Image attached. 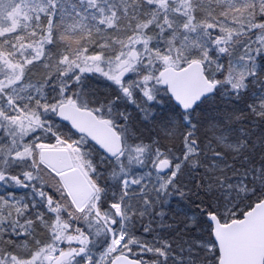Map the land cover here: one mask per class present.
<instances>
[{"label": "trees", "instance_id": "obj_1", "mask_svg": "<svg viewBox=\"0 0 264 264\" xmlns=\"http://www.w3.org/2000/svg\"><path fill=\"white\" fill-rule=\"evenodd\" d=\"M153 1L107 0L104 4L107 10L103 13L97 12V17H100L102 21L99 25L100 31L97 32L95 27L92 29L91 42L88 47H92V43L99 41L105 46L104 59L113 60L121 54L123 57L125 55L123 52L129 49L130 42L133 43L138 37L145 36L150 26L158 22L159 16L164 12L157 1L156 3ZM173 1L174 3L178 2L181 8L176 9L174 7L173 13L163 15V25L168 30L161 35L154 33L156 40L164 45L163 51L168 50L171 55L177 51L184 53L186 50L183 40L185 24L180 19L183 17L181 11L185 10L187 5L192 16L195 15L196 17L194 21L198 29L201 23H212L214 27L207 28L208 32H212L214 35L223 30L224 36L227 37L228 34L224 30L225 21H232V18L224 10L233 7L234 4L230 0ZM74 2L79 4V0H74ZM13 3L18 4V0H0V21H4L6 15L14 10L11 8V10L5 11ZM85 7H87L86 4ZM193 8H195V13ZM93 11L94 9H88L89 14ZM110 15L114 16V25L108 28L105 27V23L108 22L107 17ZM255 20L260 22V28L255 31L264 29L261 27L264 25V19L263 21L262 19L257 20L255 17ZM200 31H204V29H200ZM192 34L195 35V32ZM232 37L234 41L239 39L236 35H232ZM219 48L223 49L224 46L219 45ZM207 54L211 56L212 52ZM262 57L264 59V56ZM199 60H203V58ZM221 60L227 67L229 56L223 54ZM152 61L154 60L150 58L145 62H150L149 64L144 63L145 65L141 64L139 67H134L131 73L137 76L136 82H140L141 86L134 82L129 87L131 93L124 94V98L123 94L114 92L112 89L111 92L101 90V80L93 85L92 78H88L89 74L83 81V88L81 89L78 85L81 89L79 91L85 92L88 98L98 102L102 101L107 104L108 110L113 111V113L115 111L114 114L116 115L115 119L112 120L113 122L110 120L111 118H106V120L124 137L126 148L121 157L108 160L84 137L74 135L70 138L67 133L59 131L58 137L62 140H71L76 143V151L84 162V168L98 187L97 201H100L102 197L104 203L124 204V189L121 182L124 178L131 177L134 171L146 170L149 166L150 157L155 151L161 150L165 153H172L177 158L184 153L185 136L190 128L184 122V114L169 98L166 89L154 78L158 77V71H148ZM184 64L179 63V66ZM91 72L94 75V71ZM138 73L147 74L152 80L156 94L155 103H147L145 94H149V86L146 82L147 88L142 87L143 75H138ZM225 76L226 70L219 76V80L228 86ZM105 85L108 86L110 83L105 82ZM68 87L70 91L74 90L70 99L78 100L79 95L77 97L75 93L78 91L77 85L69 82ZM48 91L50 97L56 95L51 86ZM253 93L252 87L239 90L237 94L225 90L224 94L228 97L217 92L213 97L201 102L195 110L188 114L192 122L191 125L196 126L195 135L192 139L198 145L197 152L181 164L176 179L168 187L165 194L158 197L159 200L153 202L145 214L138 213L133 216L136 232L150 236L155 231L159 232L163 238L172 240L171 251L176 257L167 260L161 257H144L143 259L147 264L153 259H155L156 264H189V262H185V259H182L181 255L194 258L197 255L201 257L202 249L196 247L195 242L197 238L203 236L209 238L213 243L212 229L211 235L208 231L207 213L210 211V206L216 207L218 199L223 206V201L219 198L222 185L234 177L244 184L246 183V191H248L253 187V177L264 173V105H260L258 101L255 104L250 103L254 100ZM115 97L125 99V104L119 108L117 102H113L116 107L110 108L109 104ZM47 117L55 119V112H49ZM62 128L70 132L66 125L62 124ZM240 130L245 133V140L242 139L243 144L240 150H231L219 145L217 136L220 137L227 132L234 138V133ZM241 137L243 136L241 135ZM55 143L56 140L51 141L49 147ZM31 159L29 157V160ZM36 159L41 168V175L49 182V186L45 189V195L52 191L59 199L67 197L68 200H71L59 176L45 166L39 157ZM5 167L4 162L3 168ZM1 184L9 192L15 191L17 186L22 190H28L35 196L37 202L43 204L39 195V185L34 188L27 181H25L26 186L18 185L11 179H8L7 182L1 181ZM209 187L213 189L212 192H209ZM57 188L60 191H55ZM244 196L245 193L239 194L230 205L231 207L229 206L230 208L226 206V203H224L223 208H216L217 212L223 213L222 218L219 216L222 222L242 217L239 213H245L249 209L248 204L254 205L256 203L255 197L248 200L244 199ZM237 205L239 206L237 207ZM114 211L117 217V209ZM192 217L196 218L195 226H191L193 224ZM150 226L154 228L152 229ZM183 232L187 233V238L182 237V244L177 243V237H181ZM5 246L6 242H3L0 245V250ZM215 250L217 252L216 248ZM217 257L218 254L215 257L212 256L209 259V264H217ZM197 260L201 261L200 259Z\"/></svg>", "mask_w": 264, "mask_h": 264}, {"label": "snow or ice", "instance_id": "obj_2", "mask_svg": "<svg viewBox=\"0 0 264 264\" xmlns=\"http://www.w3.org/2000/svg\"><path fill=\"white\" fill-rule=\"evenodd\" d=\"M106 2L79 0L77 4L74 0H18L20 10L25 14L23 22L15 28L7 20L0 25V160L6 164L5 168L0 169V181L11 179L24 186L27 181L34 188L39 185V195L43 201L32 216H28L21 207L12 206L18 214L23 215L25 224L20 225L22 234L15 240L9 238L6 246L0 250V264H114L115 256L120 251L114 246L126 241V237L122 238L117 231L121 220L114 210L118 205L104 203L102 197L93 204L68 200L67 197L59 199L52 191L45 195L49 182L41 175L36 159L44 160L42 150L58 138L59 129L52 128L47 115L60 108L66 100L73 102L65 96L69 82L82 89L87 73L92 71L96 62L104 59V45L99 41L92 43V47H88V44L92 29L95 27L97 32L100 31L102 21L97 17V12L107 10L104 7ZM14 7H17V3L11 4L5 11ZM89 8L94 9L91 14ZM195 18V15L185 17L188 21L183 33L185 64H197L207 55L204 49L208 44L222 39L226 41L223 30L215 35L208 32L207 28L214 27L212 23H201L198 29L193 23ZM90 59L93 61L91 64ZM163 60L168 62V55H164ZM172 67V64L168 65L169 70ZM131 68V64L121 68L119 63H113L112 79L121 84L122 77ZM96 71L101 69L96 68ZM117 72L120 74L116 75ZM138 75H143L150 89L153 87L147 74ZM154 78L159 81V77ZM50 86L55 96H49ZM145 95L149 103L156 100L154 92ZM185 108L191 112L187 105ZM60 114L63 115V112ZM29 157L32 159L29 160ZM252 183L253 187L245 192L244 199L252 200L255 197L258 203L264 199V173L254 176ZM212 191L209 187V192ZM220 196L225 201L233 199L230 193L225 196L221 192ZM0 201L2 213L8 207V201L3 197H0ZM221 206L218 199L216 207L210 206L207 213L209 235L211 217H223V213L216 210ZM252 206L251 203L247 205L248 208ZM24 208L29 206L24 205ZM11 210L10 207L9 214ZM243 214L239 213L240 216ZM3 219V215H0V221ZM191 219V226H195L196 218ZM211 254L213 257L218 254L214 238ZM189 264L194 262L190 259Z\"/></svg>", "mask_w": 264, "mask_h": 264}, {"label": "rangeland", "instance_id": "obj_3", "mask_svg": "<svg viewBox=\"0 0 264 264\" xmlns=\"http://www.w3.org/2000/svg\"><path fill=\"white\" fill-rule=\"evenodd\" d=\"M156 1L157 4L163 8L162 11H164L159 16L158 22L150 26L145 36L138 37L134 42L132 41L133 43L130 42L129 49H126L123 52L125 53L123 57V54H121L113 60H108L107 58V60L103 59L99 62H96L92 68L94 75L92 72L87 73L89 74L88 78H92L91 80H93V85L99 82L98 80H101V90L109 92L112 89L114 92L123 94L124 98V94L131 93L129 87L138 79L137 76L131 74L127 79L123 80L122 83L118 85L112 79L113 74L111 72V67L113 63H119L120 65L127 63L128 65L131 64L134 65V67H139V65L144 64L147 59L151 58V60L154 61H152L151 66H149V72H154L155 70L159 72L162 68L168 66L169 64L178 66L179 63H183L186 50L184 53H179L177 51L176 53L170 55L168 50L163 51L162 48L164 45L158 42L156 40V36H154L155 32L161 35L163 32L168 30L163 25V15H170V13L174 12L172 11L174 10V7L179 9L181 6H179L178 2L174 3L173 0H154L153 3H156ZM230 2L234 4L233 7L228 6L229 8L224 10V12L230 15L232 18V21H225L224 30L228 34L226 41L222 39L215 44H208L205 48V52H212V55H205L201 61L206 66V74L208 78L212 81L217 80L219 82V88L217 90L218 92L220 91L223 93L224 90L229 89V91L234 94L241 89L245 90L246 88L252 87L254 91L252 97L255 98V102L259 101L260 105H264V59H262V56H264V29L255 31L257 28H260V22L256 21L255 17L257 20L262 19L263 21L264 19V0H230ZM181 14L183 17L180 19V21L186 24L188 21L185 19V17L192 16L188 5L186 6L185 10L181 11ZM24 15L25 14L20 10L19 4H17V7H14V10L6 15L4 21H11L12 27L15 28L23 22ZM98 18L100 19V17ZM113 18L114 16L112 15L107 17L108 22L106 21L105 27L109 28L114 25ZM4 21H0V24L2 25ZM193 23L196 24L194 20ZM253 31L255 32L250 35ZM232 35L238 36L239 39L236 41L232 40ZM219 45L224 46L223 50L219 48ZM223 54L229 56V71L228 66L226 67L224 61L221 60ZM164 55H168V62L163 60ZM89 63L91 64L93 61L90 59ZM149 63L150 62H147L145 64ZM96 68H100L101 71H96ZM225 70V77L227 79L228 86H226V83L219 80V76L222 75ZM105 73L108 75H105ZM105 82L110 83V85L106 86ZM142 83V87L147 86L146 81H142ZM137 84L141 86L140 82ZM76 89H78V91H75L76 96L78 97L79 95V99H76L78 105L81 107L94 108L95 111H98L105 119L111 118V121L115 119V111L113 113V111L108 110L107 104L102 103V101L98 102L94 99L88 98L85 92L79 91L81 89L78 85ZM124 89H127V91H124ZM153 92L155 93L154 87L151 89L149 88V94H152ZM73 93L74 90L70 91L68 87V91L65 93V96L70 99ZM113 102L124 105L125 99L115 97L109 104L110 108L116 107V105H113ZM96 103L101 104L97 106ZM151 103H155V100ZM47 119L51 121L53 129H59L60 132L67 133L70 138L73 137V133L62 128V125L56 120V118L53 119L52 117H47ZM185 124L189 125L192 124V122L189 118H187L185 120ZM218 141L226 148H242V144H238L236 140H231V137L229 134H227V132L218 137ZM69 144H71V147H69V145H67L66 142L60 137H58L56 139V143L52 147L73 149L75 151L74 160L76 163H78V166H81L84 169V162L76 151V143L69 140ZM184 149L186 154L181 159L183 161L197 152V149H195V147L192 145L190 139L185 140ZM163 156H168L169 159L177 158L175 154L172 153L166 154L160 150L155 151V153L150 157L147 170L134 171L131 177H126L121 182L124 189L123 200L125 203L118 205L116 208L121 215V225H118L117 231L120 233L122 238L126 237V241L120 245L114 246L120 249L116 255L122 253L140 257V255L145 253H156L161 255L163 258L174 257L172 252L170 254V246L165 240H163V238L161 239L158 235L152 239L145 237L134 230L133 224V216L138 213L145 214L148 209L151 208L152 203L155 202L158 197L165 194L168 187L178 175L181 163H177L173 172L169 175L162 176L158 174L157 166ZM3 165L4 161L0 160V169H3ZM222 187H225L224 190H228L227 195L230 193L233 197V199L228 201L229 203L226 202V206L228 207L232 205L239 194H244L247 190L245 184L242 181L239 182V180L235 179L234 177L230 178L228 182H225ZM0 197L6 198L8 201V207H6L3 212L0 213V215H3L4 217V219L0 221V242L2 244L3 242H7L9 238L15 240L17 236L21 235L23 232V230L20 229V225L25 224V219L23 215L18 214L15 211V208L12 206L16 205L21 207L28 216H31L30 214H34L36 211H38L42 204L36 201V198L32 193H29L28 190L26 191L20 189L19 186H17L15 191L9 192L3 187L1 181ZM96 198L97 197L92 198L89 203H96ZM18 201L21 203L17 204ZM0 203H2V201H0ZM33 204L37 205V207H31ZM24 205H28L29 208L25 209ZM10 207L12 210L9 214ZM25 227H27V225H25ZM201 245L205 246V248L209 251H211L213 248V245L210 244L201 243ZM21 251H23V249ZM192 261L195 262L194 259H192Z\"/></svg>", "mask_w": 264, "mask_h": 264}, {"label": "water", "instance_id": "obj_4", "mask_svg": "<svg viewBox=\"0 0 264 264\" xmlns=\"http://www.w3.org/2000/svg\"><path fill=\"white\" fill-rule=\"evenodd\" d=\"M129 74L130 70L122 80ZM158 76L175 104L186 113L185 105L192 111L203 99L214 94L218 87V81L206 77L201 62L190 63L181 69L172 67L169 70L165 67ZM193 104L195 107H192ZM56 118L75 134L87 138L109 160L122 155L125 149L123 136L92 110L67 101L56 110ZM42 151L45 159L41 162L59 175L72 200L89 201L94 196V186L82 168L74 162L68 149L45 148ZM170 168L171 163L166 160L160 164L158 171L164 175ZM211 220L213 238L220 255L219 264H264V199L241 219L222 224L213 215ZM114 264L142 263L134 256L120 254L115 257Z\"/></svg>", "mask_w": 264, "mask_h": 264}, {"label": "bare ground", "instance_id": "obj_5", "mask_svg": "<svg viewBox=\"0 0 264 264\" xmlns=\"http://www.w3.org/2000/svg\"><path fill=\"white\" fill-rule=\"evenodd\" d=\"M215 35V34H214ZM213 44H215V43H213ZM217 45V44H216ZM199 62H201L202 64H203V66H204V69H205V75H206V77L208 78V76H207V74H206V66H205V64L201 61V60H199ZM191 62H189V63H187V64H184L183 66H173L174 68H176V69H181V68H183V67H185V66H187L188 64H190ZM121 66V68H124V67H127L128 66V64L127 63H125V64H121L120 65ZM166 67H168V66H166ZM165 68V67H164ZM164 68H162V69H164ZM134 69V65H132V68L130 69V73L132 72V70ZM161 69V70H162ZM160 70V71H161ZM159 71V72H160ZM159 72H158V75H159ZM117 74H119V72H117ZM159 77V76H158ZM209 79V78H208ZM210 80V79H209ZM212 81V80H211ZM159 82H160V79H159ZM160 84H161V82H160ZM165 89H166V92H167V95L169 96V98H171V96L169 95V93H168V90H167V88L166 87H164ZM247 89V88H246ZM245 89V90H246ZM226 90H229V89H226ZM242 90V89H241ZM111 92V91H110ZM220 92V91H219ZM224 92H225V90L223 91V93H221V94H224ZM217 92H215L214 94H212L210 97H213L215 94H216ZM232 93V92H231ZM233 94V93H232ZM234 94H237V92L236 93H234ZM223 96H227L228 97V95H226V94H224ZM210 97H208V98H210ZM208 98H205V99H208ZM205 99H203L202 100V102L205 100ZM254 100L253 101H251L250 103H253V104H255L254 102H255V98H253ZM171 100L173 101V99L171 98ZM259 102V101H258ZM173 103L175 104V102L173 101ZM200 104V103H199ZM198 104V105H199ZM259 104H260V102H259ZM176 105V104H175ZM197 105V106H198ZM121 106H123V105H120L119 103H118V107L120 108ZM196 106V107H197ZM196 107L193 109V110H195L196 109ZM179 108V107H178ZM180 110H181V108H179ZM192 110V111H193ZM191 111V112H192ZM181 112L184 114V122H185V120L187 119V118H189L188 117V114H189V112H183L182 110H181ZM190 129L187 131V134H186V136H185V140L186 139H190V141H191V143H192V145L195 147V149H198V145H197V143L195 142V141H193V139H192V137L195 135V131H196V126H193V125H191V124H189V125H187ZM228 134V133H227ZM243 136V137H241V135ZM231 137V136H230ZM245 138V133H244V131L243 130H240V131H236L235 133H234V138H232L231 137V140H236L237 142H238V144H243V140L242 139H244ZM245 140V139H244ZM217 141H218V136H217ZM219 142V141H218ZM89 143H91V142H89ZM91 144H93V143H91ZM94 145V144H93ZM219 145L221 146V147H223V145L219 142ZM95 146V145H94ZM242 146V145H241ZM225 147V146H224ZM223 147V148H224ZM241 149V148H240ZM240 149H234V148H231V150H240ZM158 151V150H157ZM161 151V150H160ZM69 152H70V154H71V156H72V158H73V160H74V154H75V151L74 150H69ZM185 149H184V153L180 156V157H178V158H176V159H168L167 161H169L170 163H171V168H170V171L167 173V174H164V175H169V174H171L172 172H173V170H174V168H175V166L177 165V163H183L184 161L183 160H180L179 161V159L181 158H183V156H185ZM41 161V160H40ZM179 161V162H178ZM159 166L160 165H158L157 166V172H158V174H160L159 173V171H158V168H159ZM148 169V168H147ZM146 169V170H147ZM180 170V169H179ZM145 171V170H144ZM262 174V173H261ZM260 174V175H261ZM85 175H87V174H85ZM160 175H162V174H160ZM163 176V175H162ZM87 177L89 178V179H91L90 178V176L89 175H87ZM239 180V179H238ZM91 182V181H90ZM239 182H241V181H239ZM92 183V182H91ZM244 183V182H243ZM93 186H94V184H92ZM245 185H246V183H245ZM225 189V187H222V189H221V191H219L220 193L221 192H223L224 194H225V196L227 195V192H228V190H224ZM222 201H223V206H224V203H226V202H228V201H225L224 200V198L223 197H219ZM158 200H159V198H157ZM263 200V199H262ZM262 200H260L259 202H261ZM157 201V200H156ZM225 201V202H224ZM258 202V203H259ZM229 203V202H228ZM255 204H257V203H255ZM254 204V205H255ZM254 205L251 207V208H249L246 212H248L250 209H252L253 207H254ZM223 206H221L222 208H223ZM245 212V213H246ZM244 213V214H245ZM244 214H243V216H244ZM218 218H219V220H220V222L222 223V224H227V223H230V222H232V221H234V220H238V219H241V218H243V216L242 217H240V218H235V219H232V220H230V221H227V222H222V220L220 219V217L218 216V215H216ZM152 229L154 228L153 226H150ZM211 227H212V225H211ZM117 229H118V226H117ZM137 233H139V234H141V235H143V236H145V237H148V238H150V239H152V238H154V237H156L157 235L162 239L163 238V236L159 233V232H155V231H153V233H152V235H150V236H146L144 233H141V232H137ZM187 233H185V232H183L182 234H181V237H177V240H176V242L177 243H180V244H182V242H181V239H182V237H184V238H187ZM171 237V236H170ZM212 239H213V236H212ZM163 240H165L166 242H167V244L170 246V249H171V242H172V240H168V239H165V238H163ZM215 242V241H214ZM201 243H204V244H210V245H213V243L210 241V239L209 238H204L203 236H200L199 238H197V241L195 242V245H196V247H199V248H201L202 249V256L200 257V256H196L195 258L194 257H192V256H189V257H186L185 255H181V257H183L182 259H185L186 261L185 262H189V260L191 259H194V264L195 263H200V264H209V259H211V257H212V250L211 251H209V250H207L206 248H205V246H203V245H201ZM148 244H150V243H148ZM120 245V244H119ZM151 245V244H150ZM215 248L217 249V252H218V257H217V259H218V264H219V257H220V255H219V250H218V247H217V244H216V242H215ZM213 249V248H212ZM170 251V254H171V250H169ZM172 254L174 255V257H176V255L172 252ZM180 256V255H179ZM144 257H161V258H163L161 255H159V254H156V253H153V254H151V253H145V254H142V255H140V257H139V260L141 261V263L142 264H147L146 262H145V260L143 259ZM200 257V258H199ZM170 258H173V257H167V258H164V259H170ZM178 259V258H177ZM197 259H200L201 261H199V260H197ZM154 260V261H153ZM149 264H156V262H155V259H153ZM205 260V261H204Z\"/></svg>", "mask_w": 264, "mask_h": 264}, {"label": "flooded vegetation", "instance_id": "obj_6", "mask_svg": "<svg viewBox=\"0 0 264 264\" xmlns=\"http://www.w3.org/2000/svg\"><path fill=\"white\" fill-rule=\"evenodd\" d=\"M102 103H103V102H102ZM99 104H101V103H96V105H97V106H98ZM91 108H92V107H91ZM92 110H94V111H95V109H94V108H92ZM95 112L99 114V112H98V111H95ZM164 159H166V158H165V157H162V158H161V161H162V160H164Z\"/></svg>", "mask_w": 264, "mask_h": 264}]
</instances>
